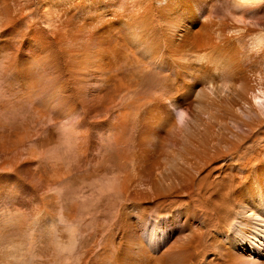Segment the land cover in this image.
Returning <instances> with one entry per match:
<instances>
[{"label":"bare ground","instance_id":"obj_1","mask_svg":"<svg viewBox=\"0 0 264 264\" xmlns=\"http://www.w3.org/2000/svg\"><path fill=\"white\" fill-rule=\"evenodd\" d=\"M0 81V204L72 264H264V0H0Z\"/></svg>","mask_w":264,"mask_h":264},{"label":"clouds","instance_id":"obj_2","mask_svg":"<svg viewBox=\"0 0 264 264\" xmlns=\"http://www.w3.org/2000/svg\"><path fill=\"white\" fill-rule=\"evenodd\" d=\"M0 81V87H3ZM17 116L0 112V122H13ZM61 128L51 125V137L55 142L44 146V154L51 158L60 142ZM54 217L56 223L44 226L42 221ZM56 229V234L53 229ZM67 239L64 225L58 216L37 214L34 205L19 206L8 202L0 204V264H45L46 257H55L54 264H72L68 253L58 240Z\"/></svg>","mask_w":264,"mask_h":264}]
</instances>
